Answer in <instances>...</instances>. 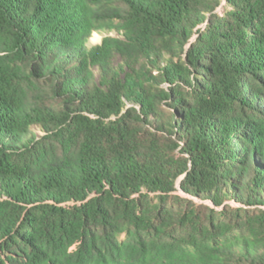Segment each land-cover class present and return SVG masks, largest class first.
<instances>
[{
    "label": "trees",
    "instance_id": "trees-1",
    "mask_svg": "<svg viewBox=\"0 0 264 264\" xmlns=\"http://www.w3.org/2000/svg\"><path fill=\"white\" fill-rule=\"evenodd\" d=\"M0 264H264V0H0Z\"/></svg>",
    "mask_w": 264,
    "mask_h": 264
},
{
    "label": "rangeland",
    "instance_id": "rangeland-1",
    "mask_svg": "<svg viewBox=\"0 0 264 264\" xmlns=\"http://www.w3.org/2000/svg\"><path fill=\"white\" fill-rule=\"evenodd\" d=\"M224 5V2H222V6ZM221 9H219L218 10V13H221ZM109 35L111 36V37H118V34H117V32H115V31H112V32H110L109 33ZM103 36H105V34H102V33H98V32H94L93 34H92V37H91V40L89 41V43H88V46L89 47H91V46H93V45H97V44H99L100 42H101V39L103 38ZM112 63H113V65L116 67V66H118L120 63H121V60H120V58L118 57V56H116V57H114V59L112 60Z\"/></svg>",
    "mask_w": 264,
    "mask_h": 264
}]
</instances>
